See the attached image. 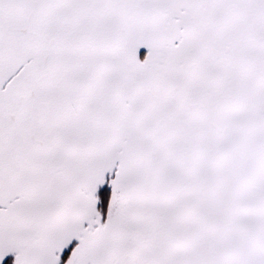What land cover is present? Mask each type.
<instances>
[{
	"label": "snow or ice",
	"instance_id": "6c2138e0",
	"mask_svg": "<svg viewBox=\"0 0 264 264\" xmlns=\"http://www.w3.org/2000/svg\"><path fill=\"white\" fill-rule=\"evenodd\" d=\"M0 264H264V0H0Z\"/></svg>",
	"mask_w": 264,
	"mask_h": 264
}]
</instances>
